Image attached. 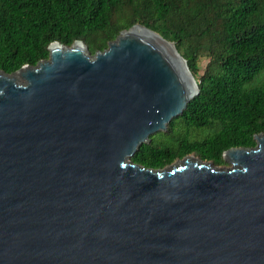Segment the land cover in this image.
<instances>
[{
  "label": "water",
  "instance_id": "1",
  "mask_svg": "<svg viewBox=\"0 0 264 264\" xmlns=\"http://www.w3.org/2000/svg\"><path fill=\"white\" fill-rule=\"evenodd\" d=\"M0 69V264H264V133L223 151L132 161L198 93L144 25Z\"/></svg>",
  "mask_w": 264,
  "mask_h": 264
},
{
  "label": "trees",
  "instance_id": "2",
  "mask_svg": "<svg viewBox=\"0 0 264 264\" xmlns=\"http://www.w3.org/2000/svg\"><path fill=\"white\" fill-rule=\"evenodd\" d=\"M141 24L173 41L198 93L133 162L160 169L195 153L214 165L264 133V0H0V69L49 57L48 45L82 40L94 54ZM209 62L198 76V57Z\"/></svg>",
  "mask_w": 264,
  "mask_h": 264
},
{
  "label": "rangeland",
  "instance_id": "3",
  "mask_svg": "<svg viewBox=\"0 0 264 264\" xmlns=\"http://www.w3.org/2000/svg\"><path fill=\"white\" fill-rule=\"evenodd\" d=\"M209 62V56L208 55H200L199 57H198V76H200V75H202L203 74V72L205 71V69H206V66H207V63ZM189 155H193V156H196L197 157V155H195V153H191V154H189ZM224 159V158H223ZM178 160V159H177ZM176 161V160H175ZM174 161V162H175ZM217 166H219V167H224V168H228V167H230L231 166V163L228 161V160H226V159H224V163L223 164H219V165H217Z\"/></svg>",
  "mask_w": 264,
  "mask_h": 264
}]
</instances>
